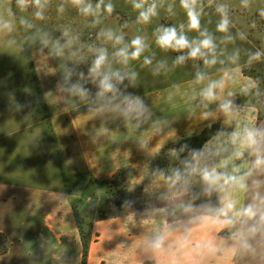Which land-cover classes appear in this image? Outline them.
I'll return each mask as SVG.
<instances>
[{"label": "clouds", "instance_id": "clouds-1", "mask_svg": "<svg viewBox=\"0 0 264 264\" xmlns=\"http://www.w3.org/2000/svg\"><path fill=\"white\" fill-rule=\"evenodd\" d=\"M133 11L137 13L138 25H149L159 15V9L165 7V0H128ZM214 10L219 17L215 31L202 26L204 14L203 0H179V7L185 13V21L179 25H159L153 31L155 46L164 53L174 52L178 55L172 61V67H179L188 61H199L193 86L199 85L196 96L204 108L215 103L216 110L226 118L232 119L239 113H249L253 107H242L235 102L236 93L230 90L239 82L242 61L241 49L236 47L229 51L228 45L237 40L245 41V31L233 33L234 22L231 18V6L224 2L214 3ZM19 13L34 9L37 20L45 19V11L51 0H14ZM254 0H240L242 10L251 9ZM71 6L79 15L91 18V26L97 27L115 11L112 0H64L57 11L63 13L65 6ZM175 0L168 3L166 12L175 13ZM264 19V7L257 9ZM13 14L5 16L0 13V32L11 33L15 22ZM22 27L33 25L20 16ZM189 33H196L190 37ZM216 33L221 34L219 37ZM64 43L60 39L50 42L45 33L41 43H51L52 54L60 57L65 49L73 48L78 37L65 28L62 32ZM97 39L100 46H89L93 58L88 68L87 77L83 72L80 80L72 82L74 69H66L63 79L68 85L67 91L81 99L89 95L85 83L91 82L97 88L95 93L98 108L94 111H112L118 113L125 121H140L149 109L145 102L132 93L121 91L120 85L127 80L134 85L138 73L130 70L132 61L140 60L150 66L153 59L144 53L151 47L146 37L135 35L125 42L122 33L112 28H101ZM111 45L114 51L109 53ZM70 55L82 59L79 50ZM264 61V48L255 51L247 50L243 63L252 66ZM114 65H119L115 67ZM217 65L221 67L217 68ZM217 68L218 76H210L208 69ZM168 69L166 60H159L153 68L158 75ZM84 83H81V81ZM227 90V91H226ZM240 94L259 96L258 82L247 80L240 88ZM171 99V97H169ZM235 127L232 130L219 128L201 147H191L187 143L178 149L173 148L171 155L176 157L179 165L165 178V190L158 199L163 207H152L146 214L163 218L160 227L153 229L142 244V251L149 260L159 264V258L167 255L170 264H200L201 260L227 256L231 260H256L264 258V127L255 125L247 118L232 119ZM186 153L181 158V154ZM240 161V163H237ZM153 176L164 177L161 169H156ZM243 197V202L242 198ZM125 201V204H131ZM205 229L212 234L211 238L192 240L193 233ZM225 233L220 239L217 234Z\"/></svg>", "mask_w": 264, "mask_h": 264}, {"label": "rangeland", "instance_id": "rangeland-1", "mask_svg": "<svg viewBox=\"0 0 264 264\" xmlns=\"http://www.w3.org/2000/svg\"><path fill=\"white\" fill-rule=\"evenodd\" d=\"M63 2L64 0H51L44 14L45 19L37 20L33 16L34 9L30 8L26 13H19L14 0H0V13L5 16L12 13L15 22L14 30L11 33L0 32V121L4 122L15 118L17 113H21L17 111V105L29 102L30 97L27 95L29 91L33 89L38 90L39 93L44 87H48L51 92H55V95L59 94L62 103L66 105L64 107L66 112L71 111V108L75 113L79 112V108H82V111L98 108L99 105L95 97L97 88L94 84L91 82L85 83V87L90 91L87 97L81 99L66 90L68 85L65 83L63 76L66 69L71 68L76 73L72 77V82L80 80L78 75L80 72H83L87 77L88 68L93 58L88 48L89 46H100L102 44L97 39V33L101 28H112L114 31L122 33L125 36V42L130 41L137 34L146 37L151 47L144 55L152 58L153 64L144 66L143 56L140 60L132 61L129 67L130 70L138 73V79L134 85H128L126 80L123 85H120V88L121 91L132 93L141 99L146 96L147 102L150 101L149 95L161 91V109L164 113L165 110L168 111L172 107L174 108V103L180 98V96L178 99L175 98L172 89L194 80L195 73L198 70L195 65H200V70H204L199 61H188L182 66L172 67V61L178 53H164L154 44L153 31L157 26L179 25L185 21V13L179 7V0H175L174 10L176 14L174 16H170L165 10L167 4L172 3L173 0H165V7L159 9V15L149 25H138L136 23L137 13L133 11L128 0H112L115 11L97 27L91 26L90 17L85 18L79 15L71 6L66 5L65 11L59 13L57 11L58 6ZM95 2L96 0H93V3ZM219 2L231 6V18L234 22L233 33L245 31L248 36L245 41L237 40L234 44L228 45L229 51L239 47L242 56L239 82L230 90L236 93L234 99L238 105L253 107V111L246 114L247 118L254 120L255 125L264 127V61L257 62L252 66L243 63L244 54L247 50L255 51L264 48V19H261L257 12L258 8L264 7V0H254L249 10H242L239 7L240 0H214V3ZM203 3L202 26H206L214 32L219 17L215 13L214 4L209 5L208 0H203ZM20 16H24L33 27H22L19 24ZM65 28L70 29L71 33L78 39L75 41L73 48L65 49V54L57 57L52 54L51 43L45 46L41 43V38L46 33L50 42L60 39L63 44L62 32ZM195 35L196 33H189L190 37ZM216 35L219 37L221 34L216 33ZM105 46L109 48L110 54L114 51L111 45ZM77 49L82 59L70 55L71 51ZM159 60H166L168 69L154 75L153 68ZM114 66L119 67V65ZM219 67L221 66L217 65V68ZM217 68L206 71L215 78L218 76ZM249 79L258 82L261 95H240V88ZM81 83H84V81L82 80ZM183 86H186V84ZM188 87L194 89L193 84L188 85ZM197 91L198 89H195L192 94L184 97L189 105L191 104L192 112L195 115L200 113L201 109L199 98L196 96ZM238 97L240 99H237ZM34 98H37V101L41 103V95L35 94ZM213 104L215 105V103ZM213 104L209 105L211 107L210 118L217 112L213 108ZM244 116L245 113H239L237 117L232 119H243ZM226 119L228 118L225 117ZM232 119L230 120L232 121ZM34 125L33 128L29 126L31 131L26 130V127L19 126L15 129L20 131L19 135H33L37 142L34 145L40 141L39 144L44 147V137L51 135V127L48 124L41 126L36 122ZM12 127H0V135L4 136ZM219 128V125H211L200 132L199 135L208 130L205 136L209 134L213 136ZM232 128L234 127L230 124L228 129L232 130ZM154 129H156L154 133L158 134L159 130L156 126H152L150 130L147 128V135L151 134ZM184 141L186 139L177 144V149ZM149 144L147 143L146 146ZM4 145L7 144L1 141L0 146ZM132 145L135 147L142 146L136 143ZM188 145L195 148L201 147L200 142L195 140H191ZM153 146H156V148L151 152L150 146L145 153L141 151L131 152V158L132 153L139 157L138 163L125 166L119 170H113V173L108 170V172L101 175L100 170H95L98 172L97 174L85 171L79 175H73L65 170L63 177L65 179L66 207L65 210L60 212L62 215L60 221H54L51 227L47 229L52 235L44 234L39 230L37 232L35 228L32 230L33 225L30 222L16 224L15 227L19 230L15 233L17 236H11L8 242L13 249V256L24 259L23 264H51L52 262V264H126L128 255L122 250L112 257H106V255L100 256V248H104L106 243L121 247L123 233H129L128 235L135 241H137V238L140 239L141 234H144L147 238L153 231L151 229L162 225L163 218L159 216L149 217L146 210L152 207L164 206L158 197L165 190V178L179 165L177 158H173L171 155L172 147L175 144L171 142L153 143ZM160 146L161 150L158 149ZM184 155L186 153L181 154V158ZM156 169L163 170V178L153 176ZM111 181L113 182L110 183ZM241 199L243 202V197ZM125 201H131L132 203L125 204ZM113 207L115 213H122L123 215L119 214L115 218L110 217L112 214L110 208ZM128 212L131 213L128 214ZM80 231L85 236L84 242L81 240ZM20 234L23 237L28 236V238L23 239L18 236ZM224 235L226 234L224 233ZM85 244L88 245L86 256L84 255ZM24 246L28 247L27 251L30 250L31 253L22 255L26 250ZM166 257L165 255L164 259L168 260ZM42 258H47L49 262H43ZM26 259L29 261H26ZM165 262L167 261L165 260ZM151 263L156 264L154 260ZM248 263L264 264V259L260 262H253V260L248 259L245 264Z\"/></svg>", "mask_w": 264, "mask_h": 264}, {"label": "crops", "instance_id": "crops-1", "mask_svg": "<svg viewBox=\"0 0 264 264\" xmlns=\"http://www.w3.org/2000/svg\"><path fill=\"white\" fill-rule=\"evenodd\" d=\"M192 82L172 89L175 98L178 99L179 96L180 98L174 103V108L165 110V113L161 109V91L149 95L151 102H147L148 99L144 96L142 100L149 111L140 121H125L116 112H100L92 108L89 111H82V108H79L78 113L71 108V111L66 112L64 108L66 105L62 103L59 94L55 95L48 87H44L39 93L38 90L31 89L27 94L30 97L29 102L17 105V111L21 113H17L16 117L10 120L0 121V127L13 126L4 136L0 135V144L1 141L7 144L0 146V233L9 242L11 236H17L16 224L30 222L33 225L32 230L35 228L37 232L39 230L44 234H51L47 229L54 221H60L62 216L60 212L66 207L63 177L65 170L73 175L85 171L97 174L95 170H100L101 175L108 170L113 173V170L136 165L139 157L132 153L131 158L130 153L135 151L145 153L149 146L151 152L156 148L153 143L171 142L175 144L172 148H177L179 142L192 139L211 125L216 124L227 129L230 124L235 127L229 118L225 120V116L218 111L210 118L211 107L204 108L201 105L200 113L195 115L192 112L191 104L184 99L186 95L193 93L194 89L188 87L193 84ZM199 87L196 86L195 89L199 90ZM35 94L42 96L41 103L34 98ZM213 108L216 109L217 105L213 104ZM250 121L254 123V120ZM35 122L41 126L48 124L51 127V135L44 137V147L39 144L40 141L34 145L36 138L33 135H19L20 131L15 129L19 126L31 131L29 126L35 127ZM152 126H156L158 134L154 133L156 130L154 129L151 132L154 136L147 135V128L150 130ZM133 143L142 146L135 147ZM147 143L150 144L146 146ZM158 149L161 150V146ZM128 234L123 233L121 247L106 243L104 248H100V256L112 257L122 250L128 255L126 264L151 262L152 260H149L142 251V244L146 238L144 234H141L137 241ZM18 236L28 238L22 234ZM206 237L211 238L212 234L205 229H198L193 233L192 240ZM221 237V233L216 236L217 239ZM24 249L25 252L20 254L31 253L30 250L27 251L28 247ZM164 257L165 255L159 258V264H170V257H166L168 260ZM263 259L258 258L253 262H260ZM247 260L234 261L224 256L201 260L200 264H245ZM42 261L49 262L47 258H42ZM0 263L23 264L24 259L13 256V249L9 244L5 255L0 256Z\"/></svg>", "mask_w": 264, "mask_h": 264}, {"label": "trees", "instance_id": "trees-1", "mask_svg": "<svg viewBox=\"0 0 264 264\" xmlns=\"http://www.w3.org/2000/svg\"><path fill=\"white\" fill-rule=\"evenodd\" d=\"M237 99H239V97L237 98ZM236 99V100H237ZM208 130H205L201 135H199V136H197V137H194V138H192V139H190V140H187V141H184L183 143H190L191 142V140L193 141V140H195V141H199L200 142V144H201V146L206 142V140L212 135V134H209L208 136H205V133L207 132ZM182 143V144H183ZM180 146V145H179ZM120 173H121V171H120ZM115 177V176H114ZM113 181H111L110 183H112ZM113 209H115L114 207L113 208H110V213H112L111 215H110V217H112V218H115V217H117V216H119V214H122V213H115V211L113 210ZM127 213V212H126ZM129 213H131V212H128V214ZM123 215V214H122ZM126 215V214H125ZM80 233H81V240H82V242H84V240H85V236L82 234V232L80 231ZM221 235H224V233H221ZM9 243H8V241H7V238L5 237V236H3L1 233H0V256H2L3 254H5L6 252H7V250H8V247H9V245H8ZM85 246V251H84V255L86 256L87 254H88V252H87V247H88V245H84ZM144 264H153V263H151V262H145Z\"/></svg>", "mask_w": 264, "mask_h": 264}]
</instances>
